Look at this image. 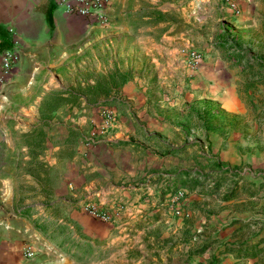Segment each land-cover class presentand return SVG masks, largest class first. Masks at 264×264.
Here are the masks:
<instances>
[{
    "label": "crops",
    "instance_id": "obj_1",
    "mask_svg": "<svg viewBox=\"0 0 264 264\" xmlns=\"http://www.w3.org/2000/svg\"><path fill=\"white\" fill-rule=\"evenodd\" d=\"M219 1L217 36L251 50L203 44L186 84L181 0H109L106 25L0 0V56H19L0 86V264H264V119L253 140L243 119L246 91L264 105V0ZM99 106L116 124L86 145Z\"/></svg>",
    "mask_w": 264,
    "mask_h": 264
},
{
    "label": "rangeland",
    "instance_id": "obj_2",
    "mask_svg": "<svg viewBox=\"0 0 264 264\" xmlns=\"http://www.w3.org/2000/svg\"><path fill=\"white\" fill-rule=\"evenodd\" d=\"M214 1L220 3L219 0H181V10H179L180 12L178 13L177 19H176V21H179V23H177L178 25L170 26L171 29L181 31V47L179 48V50L193 49V50H199L203 52L202 50L203 44H207L209 47H212V48H215L217 46H223L226 44L227 48L233 47L236 50H251V48L248 47L249 39L243 38L241 40L240 38H237V35L241 36L242 34L233 32L235 30L234 27L229 28L230 31H229L227 38L222 39L217 36L216 33L218 32L219 29H221V22H220L221 16L219 15V12L215 9V5H212ZM175 14H177L176 10H173L171 11L170 16L173 17L175 16ZM226 26L229 27V25H226ZM154 59H156L159 63H162L165 68L164 71H167V67H166L167 60L162 58L163 60L161 62L159 58H154ZM146 60L148 59L145 56V60L143 62H145ZM140 61L142 60L140 59ZM245 64L247 66L249 65L248 63H245ZM201 66L202 65L200 64L197 68L189 69V70H192L193 72L197 70L194 73H191V71L186 72V76H185L186 84H189L190 81L194 79V76H196ZM185 69H188V68H185ZM181 74H182V69H181ZM90 77H92V75H90ZM257 90L258 88L254 87L253 90H251V94H248L247 93L248 91H246V94H247L246 98H251V99H247L248 104L245 106L247 109V112H245L246 115L245 117H243V119L245 120L244 129L249 130L251 133V136L248 138L249 140L258 139L257 134L254 135L252 132L255 130V126L256 128L260 127L261 122L258 119H264V105H258L257 103H253V100L255 97L252 94L257 93L258 92ZM224 123H225V126L227 127L228 122L219 119V124H224ZM227 136H229V134ZM195 140H197V137H195ZM246 153H250V152H248L247 150ZM254 163L256 164L259 162L258 160H254ZM182 200H183V194H181V201ZM41 203L45 204L44 202H41ZM82 208L84 210V207ZM95 208L103 212V210L100 209L98 206H95ZM86 214L89 215L87 212ZM91 218L97 219L93 216H91ZM43 229H45L44 230L45 235L47 236L53 235L54 240H56L57 242H62L64 240L77 241L76 237H74L73 239H70L69 237L66 238L65 232L63 233L56 232V231L49 232L48 226H46ZM78 253L80 254V251H78Z\"/></svg>",
    "mask_w": 264,
    "mask_h": 264
},
{
    "label": "built area",
    "instance_id": "obj_3",
    "mask_svg": "<svg viewBox=\"0 0 264 264\" xmlns=\"http://www.w3.org/2000/svg\"><path fill=\"white\" fill-rule=\"evenodd\" d=\"M235 15L239 13L236 7L235 0H221ZM109 0H59V5L63 8L66 14L89 18L95 21L97 24L106 25L108 23L105 15V9ZM181 56V62L188 69L197 68L203 59L202 54L193 49H182L179 52ZM19 60L17 50L11 49L5 51L0 56V86H3L10 78L16 64ZM98 121L93 124L89 130L88 137L85 140L86 145L93 144L94 141L102 138L110 137V133L116 124V114L108 107H100ZM84 211L89 215L99 219L102 222H110L113 216L109 213L99 211L95 206H84ZM175 215L185 214L180 210L174 211ZM23 255L26 259H32L35 256L34 251L30 246L23 248Z\"/></svg>",
    "mask_w": 264,
    "mask_h": 264
}]
</instances>
